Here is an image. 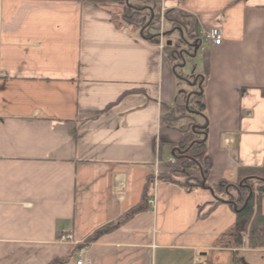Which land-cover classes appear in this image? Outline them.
<instances>
[{
    "label": "crops",
    "instance_id": "0c3cea01",
    "mask_svg": "<svg viewBox=\"0 0 264 264\" xmlns=\"http://www.w3.org/2000/svg\"><path fill=\"white\" fill-rule=\"evenodd\" d=\"M159 7L222 32L220 46L203 44L186 60L204 81L196 125L207 126V184L260 168L264 0ZM119 11L81 0H0V264H73L81 248L87 264H193L196 256L201 264H264V250L226 236L235 224L227 204L197 219L213 201L209 191L157 183L154 205L118 224L140 203L146 179L169 172L180 133L161 125V107L187 88ZM107 224L116 228L86 243Z\"/></svg>",
    "mask_w": 264,
    "mask_h": 264
},
{
    "label": "trees",
    "instance_id": "16d2710c",
    "mask_svg": "<svg viewBox=\"0 0 264 264\" xmlns=\"http://www.w3.org/2000/svg\"><path fill=\"white\" fill-rule=\"evenodd\" d=\"M81 1L96 5L121 6L122 13L119 18L121 24L137 27L143 39L156 44L157 37L147 35L146 31L153 24L158 23L159 0ZM130 2L143 6L138 7L130 4ZM150 3L153 4V7L154 3L156 6L149 8L147 5ZM144 12L149 14L147 20V17L143 16ZM163 23L169 30V33H167L168 36L175 34L180 37L171 46H165L162 52L173 67L178 85L182 82L191 84L190 80L192 79L193 83L190 87L194 91L191 93H188V91L179 92L176 96L175 104L172 107H161V125L169 129H176L180 133V139L174 145L172 155L175 161L174 165L168 173L158 175L156 181H154L153 176L146 179L140 203L124 214L118 224H121L123 221H128L135 215L148 210L147 201L151 195L154 182L169 183L177 186L185 193H191L196 190L211 192L213 201L202 206L201 212L198 209L197 219L205 218L216 205L227 204L234 212L235 224L226 236L233 240L236 247L241 246L243 237L246 249L264 250V210L262 208V197L264 196V163L260 168L239 169L237 178L234 181L228 182L221 180L213 186L207 184L212 164L206 153V123L204 122L203 126L190 123L186 128L176 126L178 122L185 118L192 121V117H198L204 113V81L194 76H191L189 80L184 79L177 73V70L181 69L183 63L193 57L194 50L200 48V27L195 17L176 9L165 10ZM261 92L262 96H264V90ZM110 107L111 105L106 106L105 111ZM206 206L209 207L208 210L202 213V209ZM115 228L116 225L112 224L103 226L89 236L86 243L96 242L101 236L112 232ZM56 263L62 264L64 262L59 260L51 264Z\"/></svg>",
    "mask_w": 264,
    "mask_h": 264
},
{
    "label": "rangeland",
    "instance_id": "374dc122",
    "mask_svg": "<svg viewBox=\"0 0 264 264\" xmlns=\"http://www.w3.org/2000/svg\"><path fill=\"white\" fill-rule=\"evenodd\" d=\"M154 2V1H153ZM130 4H132V5H135L134 3H131L130 2ZM115 6H117L118 8H119V12H120V14H119V18H120V16H121V13H122V7L121 6H119V5H115ZM135 6H143V5H141V4H138V5H135ZM147 6H149V8H154L155 6H156V4L154 3V7H153V4L152 3H150L149 5H147ZM141 8V7H140ZM169 10V9H168ZM159 12L160 13H164L165 12V10L164 11H162V10H160L159 9ZM143 16H145V17H147L146 18V20L149 18V14L147 13V12H144V14H143ZM156 27V28H155ZM134 28H136L137 29V27H134ZM151 28H155V33L157 32V30H159L158 29V25L155 23V24H153V26L151 27ZM154 33V34H155ZM180 49H182V47H180ZM179 49V50H180ZM180 72H179V75L181 76V77H183L184 79H190V77L193 75V73H192V68H191V66L189 65V62L188 61H185V65L181 68V70H179ZM194 80H195V78H194ZM191 82V84L193 83L192 82V79L190 80ZM195 82V81H194ZM191 84H187V87L188 88H185L184 87V90L185 91H188V93H191V92H193L194 91V89L192 88V87H190V85ZM195 85H196V82H195ZM181 86H184L182 83H181ZM196 89V88H195ZM180 116V115H179ZM190 123H192L193 125H195L196 124V117H192V121L191 120H189V119H184V120H182V121H180V124H178V125H183V128H186L187 126H189L190 125ZM171 169V168H170Z\"/></svg>",
    "mask_w": 264,
    "mask_h": 264
},
{
    "label": "built area",
    "instance_id": "2783aa9c",
    "mask_svg": "<svg viewBox=\"0 0 264 264\" xmlns=\"http://www.w3.org/2000/svg\"><path fill=\"white\" fill-rule=\"evenodd\" d=\"M205 40L215 46H219L222 42L221 39V32L218 29H211L206 32L201 33ZM173 163V161H171ZM66 239H69V237L62 236L60 238L61 241H65ZM199 261L196 259L194 260V264H198ZM75 264H87L86 260L84 259V253L83 251H79L76 257Z\"/></svg>",
    "mask_w": 264,
    "mask_h": 264
},
{
    "label": "water",
    "instance_id": "95a60500",
    "mask_svg": "<svg viewBox=\"0 0 264 264\" xmlns=\"http://www.w3.org/2000/svg\"><path fill=\"white\" fill-rule=\"evenodd\" d=\"M171 43L170 42H167V46H169Z\"/></svg>",
    "mask_w": 264,
    "mask_h": 264
}]
</instances>
